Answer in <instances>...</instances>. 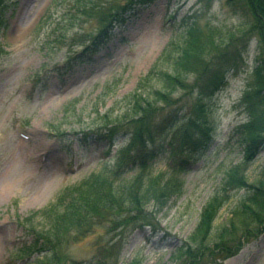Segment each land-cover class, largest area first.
<instances>
[{
  "label": "rangeland",
  "instance_id": "rangeland-1",
  "mask_svg": "<svg viewBox=\"0 0 264 264\" xmlns=\"http://www.w3.org/2000/svg\"><path fill=\"white\" fill-rule=\"evenodd\" d=\"M4 1L9 6L4 14L6 25L0 29V264H32L33 256H19L28 242L19 218H27L62 190L75 187L123 147L111 145L107 153L104 150L110 145L104 142L90 147L76 139L69 142L84 125L79 121L87 124L95 112L102 114L111 107L115 112L122 110L124 97L151 69L178 32L176 27L189 22L229 26L239 17L223 6L222 0L209 4L208 0H153L137 18L117 26L113 38L88 61L74 63L66 73L43 77L34 88L35 74L43 67L60 65L67 54L81 50L83 46L78 44L86 31H95L96 25L92 21L60 20L74 0ZM47 15L50 17L42 22ZM167 17L175 20L165 21ZM58 20V31L65 33V41L57 31L52 36ZM252 50L253 45L211 98L207 120L213 141L207 149H195L190 154L196 163L193 170L180 175L182 194L170 198L159 211L160 231L153 235L144 226L121 233L126 236L116 264H129L133 258L140 260L138 264H172L175 247L194 229L211 195L227 189L225 196L229 198L216 220L220 224L238 199L248 193L246 186L225 184L227 171L239 164V175L251 182L264 165V149L252 164L244 165L241 146L224 142L245 119L237 103L250 78ZM58 131H63L61 140L54 135ZM165 168L161 161L154 171L165 173ZM102 225L94 234L67 246L82 264L94 259L97 240L117 238L118 233H109L106 224ZM212 264H264V230L258 238L246 240L237 254Z\"/></svg>",
  "mask_w": 264,
  "mask_h": 264
},
{
  "label": "trees",
  "instance_id": "trees-1",
  "mask_svg": "<svg viewBox=\"0 0 264 264\" xmlns=\"http://www.w3.org/2000/svg\"><path fill=\"white\" fill-rule=\"evenodd\" d=\"M152 2L74 0L60 20L92 21L96 29L86 31L85 38L77 42L83 46L81 50L66 55L65 70L76 62L88 60L113 35L115 26L136 17ZM221 3L239 17L237 23L215 26L189 22L176 27L178 32L151 69L124 97L122 110L115 112L111 107L102 114L95 112L96 116L87 124L83 119L79 121L84 125L75 135L81 142L88 144L95 138L123 147L75 187L62 190L53 201L27 218H19L18 223L28 237L19 256H33L29 261L32 264H80L67 246L106 224L107 232H116L118 236L110 241L97 240L91 263L116 264L126 236L121 233L128 234L144 226L153 234L159 231V211L170 198L183 192L180 175L195 159L190 154L195 149L208 148L213 140L207 120L211 98L226 75L244 61V54L252 45L256 52L254 63L237 103L245 119L233 128L225 143L231 145L233 141L241 146L244 165L259 157L264 148V0H222ZM8 6L9 3L0 0V29L6 25L4 14ZM60 20L52 36L57 31L65 41V33L58 31ZM46 73L44 69L38 71L34 83L41 82ZM54 135L61 140L63 131ZM113 157L115 160L110 162ZM161 161L165 162V173L154 171ZM239 172V164L231 167L225 184L246 186L248 193L238 199L226 221L220 224L216 220L229 198L225 196L227 189L211 195L194 229L175 247L172 264L222 261L236 254L246 240L256 239L262 233L264 165L251 182ZM139 261L133 258L129 264Z\"/></svg>",
  "mask_w": 264,
  "mask_h": 264
}]
</instances>
